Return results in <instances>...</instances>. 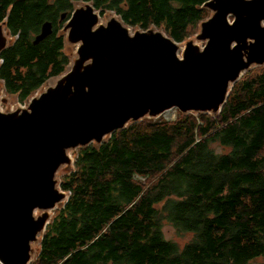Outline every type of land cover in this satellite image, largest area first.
<instances>
[{"label": "trees", "instance_id": "16d2710c", "mask_svg": "<svg viewBox=\"0 0 264 264\" xmlns=\"http://www.w3.org/2000/svg\"><path fill=\"white\" fill-rule=\"evenodd\" d=\"M77 1L180 43L210 15L208 0H0V23L14 37L0 52L7 94L25 103L67 70L63 27ZM47 20L53 32L34 44ZM159 117L76 148L60 183L68 201L30 264H249L264 256V64L232 85L221 111ZM165 222L191 240L165 239Z\"/></svg>", "mask_w": 264, "mask_h": 264}, {"label": "water", "instance_id": "95a60500", "mask_svg": "<svg viewBox=\"0 0 264 264\" xmlns=\"http://www.w3.org/2000/svg\"><path fill=\"white\" fill-rule=\"evenodd\" d=\"M205 6L214 13L200 24L204 45L189 40L183 48L160 30L130 32L116 17L100 23L90 2L75 7L63 27L68 41L79 43L68 70L25 106L0 110V264L30 262L31 242L51 217L34 210L65 198L55 174L71 162L69 148L101 143L131 121L171 108L219 112L243 73L264 64V0ZM3 24L0 52L8 44ZM52 32L45 21L33 43Z\"/></svg>", "mask_w": 264, "mask_h": 264}, {"label": "rangeland", "instance_id": "374dc122", "mask_svg": "<svg viewBox=\"0 0 264 264\" xmlns=\"http://www.w3.org/2000/svg\"><path fill=\"white\" fill-rule=\"evenodd\" d=\"M86 3H87V1H77L76 6H78V5L81 6V5H84ZM213 13H214V11L210 10L209 16H212ZM113 17H116L119 20H121V18L118 15H116L113 11H107L103 16L100 15V23H107ZM3 25H4V34L6 35L7 40H8L7 43L9 44L13 41L14 37H11V35L9 34V31L6 28V25L5 24H3ZM127 27L129 28L130 32H135L137 30H140V31L144 30V29L139 28V27H130V26H127ZM152 29L163 31L161 28H157L155 26H153ZM199 31H200V25L194 34H192L190 37H188L184 42H181L179 45L183 48V47H185L187 41L192 40V41H194V43H196L200 47L203 46L205 41L197 38V34L199 33ZM78 44L79 43L72 44L66 38V51L70 54L71 61L77 55L76 51H77V45ZM179 54L180 55L182 54V50L179 51ZM0 63H1V59H0ZM256 66L257 65H253L251 67V70L256 68ZM69 67L70 66L68 65L67 70ZM57 80H58V77L50 78L44 85H42V87L39 90H37V92L35 94L40 93L41 91L45 90L50 85H54ZM28 101L25 103H21L15 95L7 94L4 90L3 82L0 80V110H2V111H14V110H17L18 108H20L21 106H25L26 104H28ZM177 112H178L177 108H171V109L164 111L160 115L159 118L160 119H174L177 116ZM105 138H107V137H105ZM212 147L217 152H222V151L227 150V147H224L217 142L212 143ZM68 153L71 156V162L61 164L59 166V168L57 169L56 174H55V179L57 181V187L60 190H62V189H61L59 183L63 179V176L66 175V173L68 174L69 172H71L74 169V160H75V157L77 154L76 148H69ZM64 193H65V198L63 200H61L59 203H57L56 208L43 209V208L37 207V209L35 208L36 210H34V216L37 217V216L43 214L44 212L48 211L50 213L51 217H53L55 214V211L60 206H62L67 199V196L69 193L67 191H64ZM162 230H163V234H164L165 239L173 241V242L177 243L179 246H183L186 242H189L193 236L192 233H190V232H181V231L176 230L168 222L164 223V225L162 226ZM41 236H42V232L39 234L37 240L31 242V251H30L31 260H33L37 256V254L39 253ZM28 264H30V262ZM249 264H264V256H258L256 258L252 259L249 262Z\"/></svg>", "mask_w": 264, "mask_h": 264}, {"label": "bare ground", "instance_id": "6f19581e", "mask_svg": "<svg viewBox=\"0 0 264 264\" xmlns=\"http://www.w3.org/2000/svg\"><path fill=\"white\" fill-rule=\"evenodd\" d=\"M76 44H77V43H76ZM214 180H215V179H214ZM211 189H212V188H211ZM197 205H198V204H197ZM36 209H37V208H36ZM36 209H35V210H36ZM198 210H199V209H198ZM193 211H194V210H193ZM151 214H152V213H151ZM138 215H139V214H138ZM133 221H134V220H133ZM134 225H135V224H134ZM133 227H134V226H133ZM38 236H39V235H38ZM160 256H161V255H160Z\"/></svg>", "mask_w": 264, "mask_h": 264}, {"label": "flooded vegetation", "instance_id": "af4514ba", "mask_svg": "<svg viewBox=\"0 0 264 264\" xmlns=\"http://www.w3.org/2000/svg\"><path fill=\"white\" fill-rule=\"evenodd\" d=\"M10 34V33H9Z\"/></svg>", "mask_w": 264, "mask_h": 264}]
</instances>
